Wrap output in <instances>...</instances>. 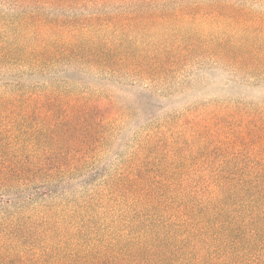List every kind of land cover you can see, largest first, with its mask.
Wrapping results in <instances>:
<instances>
[{"label": "trees", "instance_id": "trees-1", "mask_svg": "<svg viewBox=\"0 0 264 264\" xmlns=\"http://www.w3.org/2000/svg\"><path fill=\"white\" fill-rule=\"evenodd\" d=\"M198 66L263 85L264 0H0V264H264V106Z\"/></svg>", "mask_w": 264, "mask_h": 264}, {"label": "rangeland", "instance_id": "rangeland-1", "mask_svg": "<svg viewBox=\"0 0 264 264\" xmlns=\"http://www.w3.org/2000/svg\"><path fill=\"white\" fill-rule=\"evenodd\" d=\"M199 71L196 72V77L192 78V87L188 97L178 101V106H186L188 103H202L204 105L231 103L238 104V100L244 98L245 102L262 103L264 106V84H248L239 82L242 78H236L229 69H213L210 66H198ZM203 105V106H204ZM179 109V107H177ZM39 139L28 141L23 145L19 152L22 153L23 159L40 160L46 155L48 149L41 146ZM17 148H13V151ZM18 151V149L16 150ZM218 155L214 161V166L211 163L207 164V169L214 170L219 167ZM211 158L210 160H212Z\"/></svg>", "mask_w": 264, "mask_h": 264}]
</instances>
